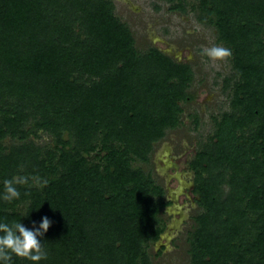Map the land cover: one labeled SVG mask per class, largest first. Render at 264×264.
Masks as SVG:
<instances>
[{
  "label": "trees",
  "instance_id": "16d2710c",
  "mask_svg": "<svg viewBox=\"0 0 264 264\" xmlns=\"http://www.w3.org/2000/svg\"><path fill=\"white\" fill-rule=\"evenodd\" d=\"M166 1L186 12V0ZM196 1L238 78L224 80L230 110L190 162V262L264 264V0ZM136 43L113 0H0V194L5 179L28 178L18 200H0V220L53 221L39 264H150L167 228L172 203L144 166L182 124L195 73Z\"/></svg>",
  "mask_w": 264,
  "mask_h": 264
},
{
  "label": "rangeland",
  "instance_id": "374dc122",
  "mask_svg": "<svg viewBox=\"0 0 264 264\" xmlns=\"http://www.w3.org/2000/svg\"><path fill=\"white\" fill-rule=\"evenodd\" d=\"M113 1L117 17L131 28L139 50L154 47L194 69L195 78L189 89L192 98L179 102L184 109L182 124L166 132L156 144L151 162L144 166L164 187L166 201L172 203L162 215L167 228L160 241L149 249L150 264H191L187 238L200 208L194 195L195 176L190 162L214 135L216 119L220 120L222 113L230 110L232 93L224 89V80L238 78L237 71L232 68V59L213 61L204 55L206 48L227 46L217 40L212 24L198 20L194 10L196 0H186V12L170 10L178 1ZM35 142L42 147L55 145L53 136L44 131H39Z\"/></svg>",
  "mask_w": 264,
  "mask_h": 264
},
{
  "label": "clouds",
  "instance_id": "9594fccd",
  "mask_svg": "<svg viewBox=\"0 0 264 264\" xmlns=\"http://www.w3.org/2000/svg\"><path fill=\"white\" fill-rule=\"evenodd\" d=\"M204 55L213 61H219L231 57L232 52L231 49L218 45L206 48ZM27 182L28 178L22 175L5 179L0 200L9 203L18 200L21 193L17 185H24ZM52 224L53 221L48 216L42 217L38 225L33 222L31 228L24 225L21 220L11 224L0 220V264H13V256L30 261L32 264L46 260L48 252L41 241Z\"/></svg>",
  "mask_w": 264,
  "mask_h": 264
}]
</instances>
